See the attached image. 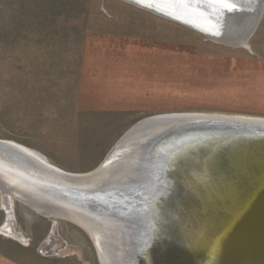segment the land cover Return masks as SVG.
Here are the masks:
<instances>
[{
    "label": "crops",
    "instance_id": "crops-1",
    "mask_svg": "<svg viewBox=\"0 0 264 264\" xmlns=\"http://www.w3.org/2000/svg\"><path fill=\"white\" fill-rule=\"evenodd\" d=\"M102 10L84 23L74 68L61 74L65 83L51 87L38 113L44 122L30 147L52 162L54 146L90 136L91 128L116 136L139 120L186 110L264 116V58L203 47L169 20L121 2ZM0 264L61 263L0 253Z\"/></svg>",
    "mask_w": 264,
    "mask_h": 264
},
{
    "label": "rangeland",
    "instance_id": "rangeland-1",
    "mask_svg": "<svg viewBox=\"0 0 264 264\" xmlns=\"http://www.w3.org/2000/svg\"><path fill=\"white\" fill-rule=\"evenodd\" d=\"M138 1L0 0V139L33 147L34 133L39 128L35 126L44 122L43 115L38 114L42 101H50L51 87H57L59 82H64L61 74L74 68L84 23L96 13L103 12L102 6L106 2H121L150 15L165 18L172 26L182 28L186 36L196 39L203 47L218 49L220 53L264 58V14L258 28L247 42L248 47L236 42L230 43L231 46L216 36V32L221 30L223 38H226L232 34L233 29L220 22L217 17L211 16L214 14L210 12L214 9L202 5L198 0ZM147 5L154 10L147 8ZM158 7L163 13L172 16H193L195 21L204 24L203 27L215 30L216 32L205 28L209 34L218 38H211L198 29L156 12L159 11ZM187 40L190 41V38ZM186 112L208 114L212 111ZM107 123L108 126L113 124L109 120ZM130 128L116 136L112 134L100 137L98 129L91 128L90 136H73L70 144L54 146L52 149L57 159L55 162L48 161L72 174L89 173L96 169L90 166L103 161ZM88 129L85 126L78 134H85ZM107 132H110L109 128ZM61 139L66 140V137ZM40 154L47 159L45 154ZM90 235L83 226L70 219L43 214L25 202L13 196L5 197L0 192V253L18 257L20 260L37 255L54 259L61 264H105L101 250Z\"/></svg>",
    "mask_w": 264,
    "mask_h": 264
},
{
    "label": "bare ground",
    "instance_id": "bare-ground-1",
    "mask_svg": "<svg viewBox=\"0 0 264 264\" xmlns=\"http://www.w3.org/2000/svg\"><path fill=\"white\" fill-rule=\"evenodd\" d=\"M187 1L194 2L197 0ZM198 1L202 5H207L210 9H220L222 14L215 15L220 22H223L225 17L227 18L229 11L224 8L223 5L213 4L211 0ZM229 3L247 6L249 9L252 8V4H249L248 0H229ZM221 15L224 16L222 17ZM171 19H176V21L183 24L193 23V28L198 29L202 34H206L215 39L218 37L223 39V35L221 34L223 32L221 30H217L216 32L211 28L200 27L197 24L201 22H197V19V21H195L193 16L181 17L171 15ZM185 25L189 26L188 24ZM200 25L204 26L203 23ZM205 28L216 32V36L218 37H213ZM225 42L228 44L236 42L246 46L248 44L246 40L243 41L240 39L231 41V39L227 37L225 38ZM230 45L232 46V44ZM168 115L177 117V119L175 118L171 122V132L176 133V131L181 129L185 131L179 132L180 134L177 136L172 135L169 140L157 143V147H154L151 152H148L144 160L152 161L151 163L153 164L147 166L152 170V173L153 170L155 171V169L160 166L163 170L161 174L164 173L165 178L173 177L177 182L182 184L185 183L190 190H186L182 193L176 190L172 193L166 192L165 194H174V196H171L165 201L173 204L178 203L185 216V222L188 224L192 221L201 222V220H205L207 223L220 226L222 230L219 231V229H216L212 234V243L214 247L219 246V242L228 247L230 243H228L227 240L229 239H231L232 243H242L240 245L246 248L264 246V237L260 239V235L264 236V204L258 206L255 210L251 206L248 207V205L253 202L251 197L264 199V118L243 114H207L201 112H176ZM199 119H209L219 122L211 126H220V122H228L230 125H226V127L222 129L232 133L236 131L234 134L240 136H233L234 134L228 137L220 136L217 130L207 128L209 126L199 129L195 125V121H199ZM232 122H239L243 125H234ZM140 131L141 129L138 132ZM204 140L209 141L204 142ZM0 141L14 146L13 148L16 149L14 154L19 155L16 156V158L28 156L33 164L40 166L48 173L59 172V175L62 176L61 170L63 169L50 163L48 158L45 159L38 151L14 141H5L3 139H0ZM255 144L263 147V149L251 151V148H253ZM158 145L162 147H158ZM19 160L20 159L16 160V162ZM2 163L3 162L0 161V167H4V173L0 171V188H6L4 180H7L4 174L7 169L9 170L11 168L4 166ZM9 163L18 167V165H16L17 163L13 161ZM258 169L262 170V172ZM157 183L160 186L164 184V182H162V184L161 182ZM44 184L49 186L52 185L49 183ZM53 185L56 186V184ZM138 187L139 188H127L126 191H124L128 194V191L134 189L137 194L139 193L141 195V197L136 198V202H140L135 206H132L130 202H122V204L114 203L110 201V198H106V195H104L102 201L98 203V208L100 211H113L115 208L117 210L115 212L117 215L111 214L103 217L93 215L92 222L95 223L96 229H92L91 233L88 230L87 232L91 234L90 236L93 237L94 241V236L97 238H105L110 236L108 233L112 234L113 236L111 238L119 242L117 243L119 246L117 251L122 257V264H128L129 262H133V264H209L206 262L203 253H199L190 248H180L181 243L175 240V236H178V234H176L177 231L171 233L169 228H162V224L158 226L154 224L159 220V213L151 212L150 209L147 208V205L143 203L153 194L151 191V184L146 188V185L142 186L140 183ZM163 187H166L165 184ZM59 188L64 189V187ZM141 189H147L148 191L145 190L140 193ZM163 194L164 193L160 195ZM5 197L7 196L5 195ZM122 197H126V195ZM172 198H174V200ZM243 203L246 204V206H244ZM32 208L34 209V207ZM131 211L133 212L132 214H137L136 216L139 217L138 222L143 223L144 228H133L131 225H125L120 222V215L123 217L128 215ZM190 226L189 224L188 227L185 226L177 230L179 233H182L183 237H186L192 235L191 231L188 230ZM247 231H255V233L258 234V240L249 243L246 239L248 237ZM126 246L129 251H127ZM180 252L186 254H184L186 256L185 260L179 255ZM214 256L216 259L220 257L217 254H214ZM104 263L107 264L106 261H104Z\"/></svg>",
    "mask_w": 264,
    "mask_h": 264
},
{
    "label": "water",
    "instance_id": "water-1",
    "mask_svg": "<svg viewBox=\"0 0 264 264\" xmlns=\"http://www.w3.org/2000/svg\"><path fill=\"white\" fill-rule=\"evenodd\" d=\"M162 2V4H165V1ZM248 2L249 4H252V8L250 9L247 6L232 4L234 5V10L229 11V16L227 15V18L225 17L223 19V22L227 24L229 28L233 29L232 34L227 37L231 39V41L241 39L248 42L263 18L264 0H248ZM158 3L161 4L160 1ZM146 7L151 8L148 5ZM158 10L159 11L156 12L165 14V16L171 18L170 14L163 13L164 11L159 9V7ZM220 11V9L215 8L210 12L214 14L211 16L222 14ZM184 24L194 27L192 25L193 23ZM200 24L201 23L197 25L203 27ZM223 39L225 41V38ZM175 118L177 119V117L168 114L154 115L137 122L114 145L102 163L95 170L83 175L72 174L63 170H61L62 176L59 175V172L50 174L40 166L33 164L32 160H30L28 156L16 158V156L19 155L14 154L16 151V149L13 148L14 146L0 141V161L3 162L2 164L4 166L11 168L9 170L7 169L4 174L5 179L7 180H4L6 188H0V192L3 195L13 196L16 199L25 202L43 214L70 219L80 224L91 233L92 229H96L95 223L92 222L93 215L103 217L106 215L116 214L115 212L117 210L115 208L113 211H100L98 208V203L102 201L104 195H106V198H110V201L114 203L122 204V202H130L132 206H135L140 202L139 201L137 203L136 198L141 197V195L139 193L137 194L134 189L128 191V194L124 191H126L127 188H139L138 185L140 183L142 186L146 185V188L151 184V191L153 194L150 195L149 199L143 203L147 205V208H149L151 212L159 213V220L154 223L156 226L162 224V228H169L171 233L177 231L176 234H178V236H175V240L181 243V249L190 248L198 251L199 253H203L206 262L209 264H264V246L246 248L243 245H240L242 243H232L231 239H229L227 240L228 243H230L228 247H226V245H222L223 243L220 242L218 243L219 246L214 247L212 243V234L216 231V229L221 231L222 228L220 226L207 223L205 220H201V222L192 221L189 223L191 226L188 230L191 231L192 235H185L186 237H183L182 233H179L178 230H180V228H184L185 226L188 227L189 224L185 222V216L178 203L177 205L165 201L171 196H174V194L171 195L165 193H172L174 190L182 193L190 189L187 188L185 183H179L176 179H173V177L165 178L164 173L161 174L163 170L160 166L157 167L155 171L153 170L152 173V170L147 167L148 165L153 164L151 163L152 161L144 160L147 153L151 152L154 147H157V143L169 140L172 135L177 136L181 132L185 131L177 129L178 131H176V133L171 132V122ZM214 123L218 124L219 122L209 119H199V121H195V125L199 129L209 126L207 128L217 130V133H219L220 136L228 137L229 135L236 133V131L232 133L222 129L223 127H226V125H230L228 122H220V126H211ZM232 124L243 125L239 122H232ZM140 129L141 131L138 132ZM233 136L240 135L234 134ZM207 141L204 140V142ZM159 146L160 145H158V147ZM262 149L263 147L255 144L253 148H251V151H258ZM18 159L20 160L16 162ZM11 161L17 163L16 165H18V167L11 165L9 163ZM1 167L0 171L4 173V167ZM260 171L262 172V170ZM157 182H161V184L164 182L166 187H163L164 184H162L163 186H160ZM44 183L52 185L49 186ZM53 184H56V186ZM59 187H64V189H60ZM145 190L148 191L147 189H141L140 193ZM162 193L164 194L160 195ZM124 195H126V197H122ZM172 199L174 200V198ZM251 199L253 202L249 204L248 207L251 206L254 210L258 206H262L264 204V199L252 197ZM243 205L246 206L244 203ZM132 213L133 212L131 211L128 215L123 217L120 215V222L125 225H131L133 228H144V224L138 222L139 217L136 216L137 214ZM247 232L248 237L246 239L249 243L251 241L258 240V234H256L255 231ZM108 234L110 236L105 238H97L94 236L97 246H100L99 249L101 250L103 261H106L107 264H122V257L117 251L119 249L117 243L119 242L111 238L113 236L112 234ZM263 237L264 236L260 235V239ZM126 249L129 251L127 246ZM184 254V252L179 253L183 260L186 259V254ZM214 254H217L220 257L216 259ZM128 264H133V262H129Z\"/></svg>",
    "mask_w": 264,
    "mask_h": 264
},
{
    "label": "snow or ice",
    "instance_id": "snow-or-ice-1",
    "mask_svg": "<svg viewBox=\"0 0 264 264\" xmlns=\"http://www.w3.org/2000/svg\"><path fill=\"white\" fill-rule=\"evenodd\" d=\"M141 2H142V0H141ZM211 2L213 4L223 5L224 8H226L228 11H233L234 10V5L229 3V0H211Z\"/></svg>",
    "mask_w": 264,
    "mask_h": 264
}]
</instances>
